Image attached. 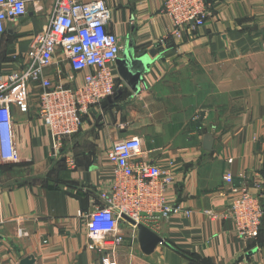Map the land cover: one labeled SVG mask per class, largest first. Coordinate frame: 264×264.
<instances>
[{
    "label": "crops",
    "instance_id": "crops-1",
    "mask_svg": "<svg viewBox=\"0 0 264 264\" xmlns=\"http://www.w3.org/2000/svg\"><path fill=\"white\" fill-rule=\"evenodd\" d=\"M105 1L110 31L128 48L114 67L122 89L112 104L91 110L56 157L35 92L26 113L12 109L18 161L0 166V264H103L84 220L113 184L107 152L130 137L139 138L145 162L172 164L169 202L190 214L161 223L156 235L163 243L148 255L137 232L121 224L125 242L116 264H264V218L259 238L244 243L232 221L205 214L228 210L230 186L256 194L255 185L264 184V0H208L207 23L179 36L163 0ZM51 6L29 4L8 28L7 60L27 52ZM19 65L0 61L5 74ZM69 72L62 67V76ZM47 73L57 80L52 69Z\"/></svg>",
    "mask_w": 264,
    "mask_h": 264
},
{
    "label": "built area",
    "instance_id": "built-area-1",
    "mask_svg": "<svg viewBox=\"0 0 264 264\" xmlns=\"http://www.w3.org/2000/svg\"><path fill=\"white\" fill-rule=\"evenodd\" d=\"M41 1L0 0V54L8 28L26 15L29 4ZM51 1L45 29L31 36L27 52L9 57L11 63H20L18 69L6 74L0 69V166L18 161L12 109L26 113L32 91L38 101L36 114L51 136V155L56 157L65 139L81 131L91 110L122 89L114 67L124 47L110 31L113 15L106 1ZM162 12L177 36L182 28L203 27L212 13L208 0H163ZM63 66L70 72L62 76ZM49 69L57 80L47 73ZM142 156L137 137L115 142L106 154L114 168L113 184L100 194L101 204L84 220L87 236L104 253L103 264H116L117 251L125 242L120 233L121 224H126L122 215L157 234L164 221L190 214L169 202L168 190L174 184L172 164L161 168ZM232 177L230 172L224 176L227 186ZM255 188L258 193L253 194L246 185L230 186L228 210L205 214L211 220L232 221L235 236L244 243L255 241L264 218V184ZM130 227L137 232L135 225Z\"/></svg>",
    "mask_w": 264,
    "mask_h": 264
},
{
    "label": "water",
    "instance_id": "water-1",
    "mask_svg": "<svg viewBox=\"0 0 264 264\" xmlns=\"http://www.w3.org/2000/svg\"><path fill=\"white\" fill-rule=\"evenodd\" d=\"M7 34H10V35H12L11 34V32L10 31H7ZM127 52H128V48H124V50H123V53H122V56L123 57H125L126 55H127ZM119 58L115 61V63L118 65L119 63ZM120 75V77H121V79H123L126 83H129V80H127L126 78V76H123V75H121V74H119ZM130 84V83H129ZM116 94H119V92L118 93H116ZM115 96L113 95L112 96V98H108V99H106L104 102H102L101 103V107L102 108H104V107H106L107 105H109V104H112V101H113V98H114ZM92 112L93 113H96L94 110H92ZM121 218H122V220L126 223V224H128V225H130V226H136V228H137V240H138V242H139V245H140V248H141V251H143L145 254H149V253H151L152 252V250L157 246V245H159V244H162L163 243V240H161V238L158 236V235H156L155 233H153L152 231H150L149 229H147V228H145L143 225H140V224H138V225H136L135 223H134V221L133 220H130L127 216H125V215H122L121 216ZM23 262H25L26 264H27V262L26 261H23Z\"/></svg>",
    "mask_w": 264,
    "mask_h": 264
},
{
    "label": "trees",
    "instance_id": "trees-1",
    "mask_svg": "<svg viewBox=\"0 0 264 264\" xmlns=\"http://www.w3.org/2000/svg\"><path fill=\"white\" fill-rule=\"evenodd\" d=\"M5 38H6V36H5ZM7 38H9V37H7ZM1 51H2V52H1V54H0V59L2 58V54H3L4 50L1 49ZM1 60H2L3 62H7V61H8V62H11L10 60H7V59H6L5 53H4V57H3ZM1 60H0V61H1ZM116 92H117V91H116ZM117 95H118V94H116V93L114 94L115 97H117ZM48 189L50 190L49 187H48ZM262 220H263V219H262ZM262 223H263V222H262ZM259 233H260V231H259ZM258 235H259V234H258ZM258 238H259V237H258ZM258 238H257V239H258ZM257 239H256V240H257ZM256 240H255V241H256Z\"/></svg>",
    "mask_w": 264,
    "mask_h": 264
},
{
    "label": "rangeland",
    "instance_id": "rangeland-1",
    "mask_svg": "<svg viewBox=\"0 0 264 264\" xmlns=\"http://www.w3.org/2000/svg\"><path fill=\"white\" fill-rule=\"evenodd\" d=\"M120 44H121V41H120ZM3 57H4V52H3V54H2V58H3ZM2 58H1V59H2ZM1 59H0V60H1Z\"/></svg>",
    "mask_w": 264,
    "mask_h": 264
}]
</instances>
